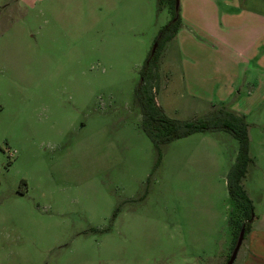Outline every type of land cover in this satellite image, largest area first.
I'll list each match as a JSON object with an SVG mask.
<instances>
[{
  "label": "rangeland",
  "instance_id": "obj_1",
  "mask_svg": "<svg viewBox=\"0 0 264 264\" xmlns=\"http://www.w3.org/2000/svg\"><path fill=\"white\" fill-rule=\"evenodd\" d=\"M170 20L158 0H0V264L227 262L235 205L226 177L238 142L222 131L195 133L157 151L134 101ZM246 39L180 59L172 39L160 51L155 102L180 121L214 109L244 116L250 163L241 186L259 230L264 77L247 62L264 45Z\"/></svg>",
  "mask_w": 264,
  "mask_h": 264
},
{
  "label": "trees",
  "instance_id": "obj_2",
  "mask_svg": "<svg viewBox=\"0 0 264 264\" xmlns=\"http://www.w3.org/2000/svg\"><path fill=\"white\" fill-rule=\"evenodd\" d=\"M166 3L170 9L171 20L161 29L155 40L156 50L148 54L139 73V82L134 90V101L140 109L141 128L153 147H159L173 141L189 137L195 133L226 132L238 142L237 155L226 177V187L234 208L229 212L228 225L235 228L232 249L241 229L244 237L251 229L253 207L249 197L241 186L249 163L248 132L244 116L226 109H214L208 115L192 121H180L169 118L156 104L155 95L159 90V56L163 47L178 32L180 25L179 8L176 0H158Z\"/></svg>",
  "mask_w": 264,
  "mask_h": 264
},
{
  "label": "crops",
  "instance_id": "obj_3",
  "mask_svg": "<svg viewBox=\"0 0 264 264\" xmlns=\"http://www.w3.org/2000/svg\"><path fill=\"white\" fill-rule=\"evenodd\" d=\"M217 3L221 8H218L213 0H178L180 25L173 43L179 59L181 56H190L188 50L196 47L215 53L224 52V49L239 46L238 41L244 35L247 39L255 40L253 48L260 39L264 45V0H217ZM232 20L236 25H231ZM240 20L243 23H238ZM206 41L214 43L215 46L210 48ZM263 56H255V60L249 58L248 62L245 60L250 65L249 72L253 73L256 79L264 77ZM180 63L184 72H187L190 61L182 59ZM213 76L216 77L215 74ZM261 83L262 81L259 85L258 80L257 87L261 88ZM248 233L249 243L239 264H264V229L251 228Z\"/></svg>",
  "mask_w": 264,
  "mask_h": 264
},
{
  "label": "water",
  "instance_id": "obj_4",
  "mask_svg": "<svg viewBox=\"0 0 264 264\" xmlns=\"http://www.w3.org/2000/svg\"><path fill=\"white\" fill-rule=\"evenodd\" d=\"M178 4V0H176V6ZM155 48H156V45H154L152 51H151V55L154 53L155 51ZM243 237H244V229H241L240 233H239V236L237 238V241H236V244L230 254V257L228 258L227 262L225 264H233L234 261H235V258H236V255H237V252L241 246V243L243 241Z\"/></svg>",
  "mask_w": 264,
  "mask_h": 264
}]
</instances>
